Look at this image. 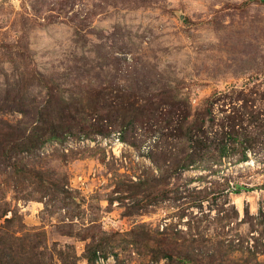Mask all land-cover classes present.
Masks as SVG:
<instances>
[{
  "label": "rangeland",
  "instance_id": "1",
  "mask_svg": "<svg viewBox=\"0 0 264 264\" xmlns=\"http://www.w3.org/2000/svg\"><path fill=\"white\" fill-rule=\"evenodd\" d=\"M263 145L264 0H0V264H264Z\"/></svg>",
  "mask_w": 264,
  "mask_h": 264
},
{
  "label": "trees",
  "instance_id": "2",
  "mask_svg": "<svg viewBox=\"0 0 264 264\" xmlns=\"http://www.w3.org/2000/svg\"><path fill=\"white\" fill-rule=\"evenodd\" d=\"M221 98L216 94L214 97L210 100H208L207 103V111L210 113L211 117L213 115V109L218 103L220 102ZM223 108V106H221ZM224 111V116L222 118V123L221 126L219 127L222 132V137L218 138V144L216 142L214 143L215 148V153L218 154L219 160L225 159V158H230L234 157L239 149L242 150V158H240L238 161L239 162H245L248 160V152H250V141L242 142L237 136L235 132V126H236V120L238 118L236 117L237 111H231L230 113L226 112V109L223 108ZM103 119L104 117H101ZM199 118V117H198ZM104 120V119H103ZM106 120V119H105ZM239 122V121H238ZM116 123V122H115ZM114 122L110 124H98V123H92V122H87L86 124L84 122L78 121L75 125L70 124L66 131L64 132L65 135L69 134H78V135H85L86 137H90L92 135H99L102 137H110L113 133H115L116 130V124ZM204 122L195 119L194 123L189 127L187 131V135L189 137V140L194 144V148L196 149H206L209 150L211 147L209 144L210 142V137L212 136V132L209 131L208 129H205V126L203 125ZM129 124L123 123L122 128H129ZM122 130V129H121ZM123 131V130H122ZM214 133V132H213ZM216 135H219L217 133ZM125 136V135H124ZM123 136V139H124ZM58 138L57 136H50L49 139H54ZM264 150V145L260 148ZM214 152H212L213 154ZM194 157V156H192ZM195 160L191 158V163H194ZM12 257V256H11ZM9 257V258H11Z\"/></svg>",
  "mask_w": 264,
  "mask_h": 264
}]
</instances>
